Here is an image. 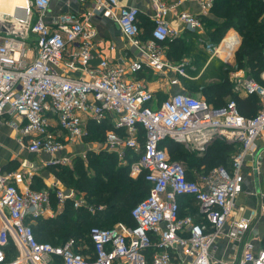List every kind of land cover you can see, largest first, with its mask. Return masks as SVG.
<instances>
[{
  "label": "built area",
  "instance_id": "obj_1",
  "mask_svg": "<svg viewBox=\"0 0 264 264\" xmlns=\"http://www.w3.org/2000/svg\"><path fill=\"white\" fill-rule=\"evenodd\" d=\"M49 1H27L32 20L6 15L0 19V24L15 27L9 33L0 32V120L5 115L19 117L21 145L30 153L48 154V166L84 159L85 154L61 153L83 143L88 122L102 125L108 121L115 130L105 133L102 149L113 153L122 165H126L128 154L135 156L128 165L129 176L142 175L149 191L130 211L133 227L117 223L111 228L89 229L90 252L73 240L57 246L38 242L31 225L45 217L52 198L60 208L71 201L73 208L93 214L94 206L73 191H65L58 182L42 190L19 189V176L0 171V264H264V248L247 238L250 221L232 218L243 171L250 163L257 173L264 149L258 144L264 141V85L231 74L233 92L259 102L252 118L242 116L233 99L216 108L183 91L157 103L136 75L145 69L164 75L169 67L161 44L177 36V30L164 21L174 6L152 0V26L142 39L137 8L119 6L117 0H95L83 15L62 16L49 26L43 22ZM212 2L198 0L199 15L206 16ZM113 9L121 32L142 50L144 58L125 64L100 58L93 64L96 31L89 19ZM177 20L192 32L203 29L199 17L189 12L179 13ZM232 33L238 40L231 52H218L228 33L217 47H210L223 62L230 60L239 42V36ZM260 76L264 81V73ZM169 84L176 85L177 80L171 79ZM215 138L238 140L230 170L219 166L206 172H187L160 147L169 139L184 147L195 144L203 153L206 143ZM184 198L193 200L197 217L179 216ZM261 214L264 216V206ZM220 239L235 247L228 259L214 255V245ZM10 246L15 251L13 259L8 258Z\"/></svg>",
  "mask_w": 264,
  "mask_h": 264
},
{
  "label": "trees",
  "instance_id": "obj_2",
  "mask_svg": "<svg viewBox=\"0 0 264 264\" xmlns=\"http://www.w3.org/2000/svg\"><path fill=\"white\" fill-rule=\"evenodd\" d=\"M262 14H264V3L261 0H213L209 15L198 17L204 26L213 27L207 33V39L210 40L207 42L208 47H217L227 32L233 31L242 39L236 53L237 67L235 68H250L253 72L260 73L264 70V19L261 18ZM151 26L152 23L149 29ZM180 42L176 38L161 44L169 48L168 53L165 54L168 60L176 61L182 57L184 52ZM234 44L233 42V46ZM201 87L202 92L200 93L203 97L196 98H204L213 107H221L226 102L225 98L231 97L230 99L236 103L238 112L246 118L254 117L259 109L257 98L242 97L233 92L226 69L220 80L207 82ZM86 127L88 134L84 142L94 144L98 142L101 145L104 142L105 133L115 130L108 121L102 125L88 122ZM117 132L121 134V131ZM142 134L143 131L139 128V136L141 137ZM140 142H142L141 138ZM208 145L202 154L192 156L195 160L193 168L196 171L206 172L220 166L230 170L237 145L229 144L221 138H215ZM160 147L165 148L171 158H182L178 151L183 147L182 144L166 139L160 143ZM85 158L86 163L80 158H75L73 169H62L64 166L54 165H50L47 169L65 188H73L87 203L94 206V213H89L83 208H73L72 202H66L62 211L53 218H40L31 225L33 236L38 242L57 246L67 240H73L79 246L87 244L91 252L92 243L88 237L91 227L111 228L117 223L127 227L134 226L130 211L147 196L149 191V186L142 175L137 178L129 176L128 165L135 160V156L128 154L126 165H122L113 153L99 148L97 152L87 151ZM211 159H216L217 163H221V160L228 161V165H210ZM185 168L187 172H190V169ZM192 203L194 204L193 200L189 198L182 199L180 217L187 215L197 217ZM184 206L189 208V212L185 213L182 210ZM261 247L264 248V245L261 244ZM81 252L86 253L85 250ZM14 257L15 251L10 246L8 258L13 259Z\"/></svg>",
  "mask_w": 264,
  "mask_h": 264
},
{
  "label": "crops",
  "instance_id": "obj_3",
  "mask_svg": "<svg viewBox=\"0 0 264 264\" xmlns=\"http://www.w3.org/2000/svg\"><path fill=\"white\" fill-rule=\"evenodd\" d=\"M27 1L28 0H0V19L4 18L6 15L18 20H32L31 12H28L27 9ZM94 1L95 0H50L43 17V22L46 25L54 26L56 21L62 16H81L91 9ZM161 1L166 6H174L169 9L165 15L164 21L167 25L177 30V36L174 39L177 38V40L181 41L180 46H182L184 54L176 61L168 60V58L165 57L169 63V67L164 71V75H157L145 69L139 72L136 78L152 92L158 103L174 92L183 91L196 97L199 92L188 85V82L184 81V79L188 78V74H191L193 72L192 70H195L190 60L195 57L198 58V55L201 56V53L197 51V42L195 40L197 37L205 39L206 34L212 30L213 27L208 28L203 24V29L200 32H192L187 29L183 23L177 20V15L181 12H189L199 16L200 8L198 0ZM117 3L119 6L134 7L139 10V24L141 28L140 38L144 39L147 37L150 31L149 25L152 23L151 18L155 14L152 0H117ZM207 15H209V13ZM116 19V9H113V11L108 14H93L90 17L89 23L96 31V38L94 41L95 58L93 64H97L100 58H107L114 64H125L130 60L144 58L142 50L132 45L131 40L121 32ZM230 32L231 33L227 32L228 34L223 39L220 46L231 48L233 47V40L237 42V36L232 33L233 31ZM109 47H112V49H109ZM218 52L223 54L221 50H218ZM206 59L207 57L201 62L203 64V67H201L202 74H199L198 67V75L193 77V79H199L201 75L203 76L205 75L204 73L207 72V82L220 80L224 76V62L212 56ZM213 61H215L214 65L209 66ZM71 74L76 77L79 73L73 72ZM228 78L229 84L231 85L230 74ZM171 79H176L177 84L170 85L169 81ZM225 101H227V98ZM19 124V117L16 115H5L0 120V171L11 172L14 173L15 176H19L16 182L19 189L28 188L31 190H42L54 182H58L61 186L60 181L48 171L47 168L49 166L47 165V158L45 155L30 153L21 145L19 141L20 134L17 130ZM258 144L259 146L264 145V141L260 140ZM93 145L95 144L83 141V143L74 145L73 147H67L61 154L77 156L79 154L86 155L87 151L94 150L97 152L96 149L99 148L95 146V149ZM84 146H87V149H85ZM246 167L247 169L243 171L244 179L241 184V191L234 201L232 218L248 219L250 221V227L247 232V238L254 241L255 246H261L262 241H264V216L261 214V208L264 206V149H262L259 157L257 174L250 169V163H248ZM61 187L65 191H73L64 186ZM73 192L78 195L75 191ZM192 206L194 209L196 208L193 203ZM182 208L185 213L189 212V208L185 206ZM62 209L63 208L58 206L55 199L52 198L50 207L46 211L43 219L53 218L57 213H60ZM233 248L235 249L232 242L226 239H220L214 245V255L218 258L228 259L233 254ZM10 255H13V253H10Z\"/></svg>",
  "mask_w": 264,
  "mask_h": 264
},
{
  "label": "rangeland",
  "instance_id": "obj_4",
  "mask_svg": "<svg viewBox=\"0 0 264 264\" xmlns=\"http://www.w3.org/2000/svg\"><path fill=\"white\" fill-rule=\"evenodd\" d=\"M27 9H28V4H27ZM195 41L197 42V51H199V53H201V56L202 57L198 55V58L195 57V58H192L190 60V62H192V65H194L195 70H192L193 72L191 74L189 73L188 74V78H185L184 81H187L188 82V85H190L191 87H193L196 90H198L199 93H198V95L196 97H203L202 94L200 93V92H202L201 89H200V87L203 86V85H205L206 82L208 81L207 80L208 78L206 76L208 74H207V72H205L204 73L205 75H203V76L201 75V77L199 79H193V77H195V76L198 75L197 74V68L198 67H199L198 70L200 72L199 74H202L201 73V69H202L201 67H203L202 66L203 64L201 63L202 60H205L206 57L208 59L209 56H212V57H217V56L213 53V51H214L213 48L207 47V45H208L207 42L210 41V40L207 39V34H206V38L205 39H202L201 37H197V39ZM233 42L236 43L235 40H233ZM241 42H242V39L239 37L238 45L235 48V50L233 52V55L231 56L230 60L228 62H224L223 63L224 68L226 69L228 75L230 74V77H231V74L235 72L236 74H238L239 76H241L243 78L252 77V78H254L255 81H257L258 83L264 85V81H262L261 76H260L261 73H264V70H262V72H260V73H255L252 70H250V68H241V69H236L235 68V67H237L236 66V62H235L236 61V53H237L238 49L240 48ZM234 46H235V44H234ZM233 47H231V49H233ZM161 49H162L164 55H165V53H168V51H169L168 46L166 47V46L163 45V46H161ZM193 61H194V63H193ZM214 63H215V61L211 62L209 64V66L214 65ZM230 98L231 97H228L227 100H229ZM211 134L214 136L216 133L213 132ZM94 146H97L98 148H100V147L102 148V145L99 144L98 142L95 143ZM208 146L205 147V150L208 148ZM84 148L87 149V146H84ZM178 151H180L179 153L182 155V158H175V157L174 158L173 157L171 158L169 156V160L170 161H175V162H178V163L184 165V167H187L188 169H190V172L191 173H193L194 171H196L193 168V165L195 163V160H193L192 156L195 155V154L196 155L197 154H202V152L201 153L199 152V150L197 149L196 145L191 143V144L188 145V147H184L183 146ZM77 158L82 159L86 163V158H84V159L81 158V157H77ZM76 159L74 161H76ZM74 161L72 163H70V165L64 166L62 169H65V168H67V169L68 168L69 169H73L74 168ZM221 161H222L221 163H217V160L216 159H211L210 160V165H213V166H216V165L226 166V165H228V161L227 162H225L223 160H221ZM61 186H63L62 183H61ZM69 189L74 191L73 188H69ZM262 245H264V243H262ZM83 246H87V244H85V245L83 244Z\"/></svg>",
  "mask_w": 264,
  "mask_h": 264
},
{
  "label": "water",
  "instance_id": "obj_5",
  "mask_svg": "<svg viewBox=\"0 0 264 264\" xmlns=\"http://www.w3.org/2000/svg\"><path fill=\"white\" fill-rule=\"evenodd\" d=\"M11 29H15V27H12L9 23H5V24H0V32H4V33H9L11 32ZM224 140H226L229 144H237L238 143V140L237 139H232V140H228L226 138H224ZM212 141V140H211ZM211 141H208L206 143V146L211 142ZM41 155H45V157L47 158L46 161L47 163L50 161V156L46 153H40ZM56 157H59L60 156V153H57L55 154ZM255 173V172H254ZM257 174V173H255Z\"/></svg>",
  "mask_w": 264,
  "mask_h": 264
},
{
  "label": "bare ground",
  "instance_id": "obj_6",
  "mask_svg": "<svg viewBox=\"0 0 264 264\" xmlns=\"http://www.w3.org/2000/svg\"><path fill=\"white\" fill-rule=\"evenodd\" d=\"M0 11H1V10H0ZM219 50L223 51V54L232 51L231 48H229V47H225V46H220V47H219Z\"/></svg>",
  "mask_w": 264,
  "mask_h": 264
}]
</instances>
